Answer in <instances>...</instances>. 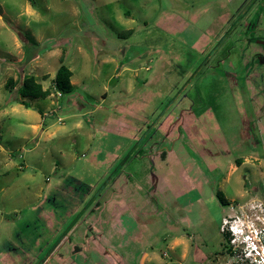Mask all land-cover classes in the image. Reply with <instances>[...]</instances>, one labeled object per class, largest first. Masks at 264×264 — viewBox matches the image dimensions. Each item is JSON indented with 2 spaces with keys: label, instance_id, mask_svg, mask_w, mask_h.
I'll list each match as a JSON object with an SVG mask.
<instances>
[{
  "label": "rangeland",
  "instance_id": "1",
  "mask_svg": "<svg viewBox=\"0 0 264 264\" xmlns=\"http://www.w3.org/2000/svg\"><path fill=\"white\" fill-rule=\"evenodd\" d=\"M32 1L0 0V264H227L264 220V0Z\"/></svg>",
  "mask_w": 264,
  "mask_h": 264
},
{
  "label": "built area",
  "instance_id": "2",
  "mask_svg": "<svg viewBox=\"0 0 264 264\" xmlns=\"http://www.w3.org/2000/svg\"><path fill=\"white\" fill-rule=\"evenodd\" d=\"M258 220L257 217L261 226L251 225L248 219H236L226 231L222 226L221 232L228 234L226 249L232 257L227 264H264V220Z\"/></svg>",
  "mask_w": 264,
  "mask_h": 264
},
{
  "label": "trees",
  "instance_id": "3",
  "mask_svg": "<svg viewBox=\"0 0 264 264\" xmlns=\"http://www.w3.org/2000/svg\"><path fill=\"white\" fill-rule=\"evenodd\" d=\"M31 2L33 4L32 0ZM26 38L31 42L33 41V39L28 35H26ZM71 75L72 71L68 66H66L63 60H61L52 79L53 89L60 94L72 92L74 90V84L70 80ZM4 87L8 90L15 89V92L19 96L16 101L25 107H30L31 100L45 99L52 92V90L48 87L43 88L42 84L37 81L36 77L27 72H24L20 76L19 81L14 80L12 77H8L4 83ZM217 196L218 200L222 204L226 203V199L220 191L217 192ZM223 236L225 237V240L228 239L227 233H223Z\"/></svg>",
  "mask_w": 264,
  "mask_h": 264
},
{
  "label": "crops",
  "instance_id": "4",
  "mask_svg": "<svg viewBox=\"0 0 264 264\" xmlns=\"http://www.w3.org/2000/svg\"><path fill=\"white\" fill-rule=\"evenodd\" d=\"M44 88V87H43ZM30 106H31V104H30ZM41 110H40V108L38 109V112H40ZM42 113V112H41ZM42 114H40V118H42L43 116H41ZM47 115V114H46ZM39 126V124L37 123V124H35L34 125V127H38ZM83 235H84V233H83ZM85 236V235H84ZM63 262V261H62Z\"/></svg>",
  "mask_w": 264,
  "mask_h": 264
}]
</instances>
